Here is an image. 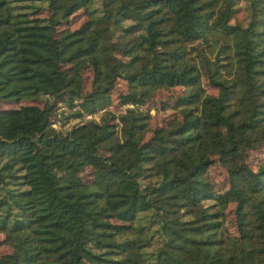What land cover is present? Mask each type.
Wrapping results in <instances>:
<instances>
[{
  "label": "trees",
  "instance_id": "16d2710c",
  "mask_svg": "<svg viewBox=\"0 0 264 264\" xmlns=\"http://www.w3.org/2000/svg\"><path fill=\"white\" fill-rule=\"evenodd\" d=\"M246 1L241 23L238 0H0V99L20 103L0 107V264H264V156L247 161L264 149V5ZM165 86L181 116L152 129Z\"/></svg>",
  "mask_w": 264,
  "mask_h": 264
},
{
  "label": "rangeland",
  "instance_id": "374dc122",
  "mask_svg": "<svg viewBox=\"0 0 264 264\" xmlns=\"http://www.w3.org/2000/svg\"><path fill=\"white\" fill-rule=\"evenodd\" d=\"M262 4L264 5V0H261ZM247 5L248 1L246 0H238V10L230 18V22H241V23H246L248 16H247ZM85 14L83 11H78L76 14L72 15L70 18L69 22L65 25H68L70 27H75L79 25V23L85 18ZM64 25V26H65ZM86 78L84 81V89H89L90 88V82H91V73L89 71L85 72ZM202 83L206 89L207 92L215 94L217 92L216 87L210 85L207 83L206 78L202 79ZM126 89V81L124 79H119L116 83V88L112 90L111 95L113 97V103L110 106L113 111L116 113H119L120 111H123L124 106L120 105L117 103V92L121 90ZM183 91L178 88V87H162L156 90L152 96V99L149 101V103L144 106L146 110L150 113L149 116V125L150 128H155L157 126H166L171 122L173 119H178L181 116V112L179 108H174V98L176 95L182 93ZM78 102V100H76ZM75 101V102H76ZM23 102L26 103H34L38 105L43 104V99L38 98V99H26ZM163 102V103H162ZM19 102L15 101H3L0 99V107H9V106H17L19 105ZM78 106V105H77ZM74 106L73 108L77 107ZM73 108L67 107L65 104L63 106H60L58 108V111L63 110L64 112H70ZM102 112H96L93 115H88L84 114L83 118L87 119L90 117H94L96 120H99L101 117ZM59 118V116H58ZM74 118H69L68 121L61 126V128L67 127L70 123H73L76 120H73ZM114 122L118 121L117 119L113 120ZM69 123V124H68ZM55 127L60 126V121L55 122ZM151 132L145 133L144 138H147ZM247 161L248 164L251 167H256L258 162L261 160V158L264 156V149H250L247 151ZM81 175H83L84 178H88L91 175V170L89 166H86L83 168L80 172ZM208 178L212 181L213 185L215 186V189L221 190L225 189L228 186V176H227V171L223 165H221L218 161H215L212 163L207 171ZM233 203H230L227 210H226V215H225V226L226 228L231 232V233H237L236 227L234 224V216H233ZM12 248L9 244H7L4 241V235L0 233V254L4 252L10 251Z\"/></svg>",
  "mask_w": 264,
  "mask_h": 264
},
{
  "label": "built area",
  "instance_id": "2783aa9c",
  "mask_svg": "<svg viewBox=\"0 0 264 264\" xmlns=\"http://www.w3.org/2000/svg\"><path fill=\"white\" fill-rule=\"evenodd\" d=\"M53 125L55 126L56 124H55V123H53Z\"/></svg>",
  "mask_w": 264,
  "mask_h": 264
}]
</instances>
